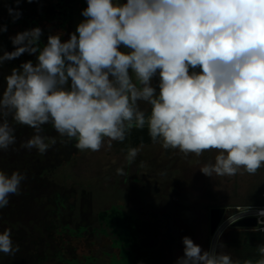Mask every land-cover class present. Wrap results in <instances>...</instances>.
Listing matches in <instances>:
<instances>
[{
	"label": "clouds",
	"instance_id": "1",
	"mask_svg": "<svg viewBox=\"0 0 264 264\" xmlns=\"http://www.w3.org/2000/svg\"><path fill=\"white\" fill-rule=\"evenodd\" d=\"M86 3L66 41L57 33L42 44L43 31L34 27L10 37L13 51L0 50V66L24 53L36 56L4 78L0 150L16 144L14 125L33 129L21 147L40 154L50 147L46 124L64 142L93 152L147 125L152 142L165 150L197 157L217 150L215 162L200 169L206 176L264 167V0ZM9 14L13 22L22 15L12 8ZM139 151L129 148L127 160L135 162ZM25 179L0 170V209L21 194ZM182 243L176 264H253L234 260L218 236L207 250L189 236ZM18 251L11 229L0 232V253ZM258 251L255 264H264V245Z\"/></svg>",
	"mask_w": 264,
	"mask_h": 264
},
{
	"label": "rangeland",
	"instance_id": "2",
	"mask_svg": "<svg viewBox=\"0 0 264 264\" xmlns=\"http://www.w3.org/2000/svg\"><path fill=\"white\" fill-rule=\"evenodd\" d=\"M78 11L70 20L63 19L61 15L55 21L46 22L56 25V32L62 33L61 39L66 41L84 19L79 15L82 10ZM158 81L157 76L153 85H158ZM140 107L150 114V105L141 102ZM137 133L149 136L147 125L144 129L134 127L125 141H114L111 147L105 143L99 151L76 148L53 173L54 179L72 193L69 199L78 211L81 212L86 205L94 213L112 205L126 211L135 222L136 241L145 250L135 256L133 264H176L177 258L183 255L184 236H189L207 250L212 238L214 240L209 230L211 206L262 201L264 167L255 174L241 169L233 176L214 174L209 177L200 169L215 162L217 150L205 151L199 157L195 154L184 156L178 150H165L160 143H153L149 138L139 141L135 139ZM129 148L140 149L135 162L127 160ZM141 162H145L146 167H140ZM118 168L123 169V175L117 174ZM113 236L114 233L90 234L74 240L79 257L84 260L85 255H92L95 264H106L109 260H134L128 249L123 250L118 258V247L112 250L118 257L110 259L107 250ZM223 250L233 253L234 260L238 258L229 246L225 245Z\"/></svg>",
	"mask_w": 264,
	"mask_h": 264
},
{
	"label": "trees",
	"instance_id": "3",
	"mask_svg": "<svg viewBox=\"0 0 264 264\" xmlns=\"http://www.w3.org/2000/svg\"><path fill=\"white\" fill-rule=\"evenodd\" d=\"M32 0H0V26H6L7 31L0 32V50L13 51L10 37L19 32L40 27L43 31L41 43L47 42L50 34H57L56 25L47 24L39 14V4ZM9 8L19 10L22 15L13 22ZM44 14V13H43ZM45 15V14H44ZM51 20V17H49ZM0 51V55H2ZM36 61L35 55L22 54L16 59L4 62L0 66V94L6 86L5 77L14 67L21 63ZM14 123V122H13ZM16 128V144L7 151L0 150V170L11 174L19 171L26 175L20 195H12L8 206L0 209V232L11 229L12 239L19 246L14 256L0 253V264H95L92 255L79 257L78 245L74 242L88 235L113 234L112 243L107 254L110 259L118 257L114 247L121 253L129 251L134 260H109L106 264H122L124 261L133 264L137 257L144 253L137 243L135 222L121 207L112 205L109 209L92 212L87 205L81 212L69 199L70 190L58 183L53 173L57 166L69 159L74 153L75 140L64 142L63 138L50 125H44V132L50 147L46 153L22 148L21 145L33 135V129L24 125H14ZM150 139L149 136L137 133L135 139ZM56 143H52V140ZM251 203L259 204L260 199ZM224 238H226L224 240ZM263 235L259 230H230L225 233L220 242L229 246L234 254H238L241 262L261 259L258 247L262 245ZM127 242V243H126ZM124 250V251H123ZM233 258V253H230ZM234 259V258H233Z\"/></svg>",
	"mask_w": 264,
	"mask_h": 264
},
{
	"label": "built area",
	"instance_id": "4",
	"mask_svg": "<svg viewBox=\"0 0 264 264\" xmlns=\"http://www.w3.org/2000/svg\"><path fill=\"white\" fill-rule=\"evenodd\" d=\"M262 201L259 204L247 203V204H236L233 206H224L225 211L217 225L215 231L212 233V243L217 239L221 238L225 233L230 230H259L263 235L262 245H264V190L261 192ZM247 216H256L257 224L248 226L233 225L234 221L239 218Z\"/></svg>",
	"mask_w": 264,
	"mask_h": 264
},
{
	"label": "flooded vegetation",
	"instance_id": "5",
	"mask_svg": "<svg viewBox=\"0 0 264 264\" xmlns=\"http://www.w3.org/2000/svg\"><path fill=\"white\" fill-rule=\"evenodd\" d=\"M39 6V14H42L41 18L45 21H55L57 17L62 15L63 19H72L79 13V9L83 10L87 7L86 0H35ZM35 1L33 3H35ZM126 0H120L124 3ZM82 12V11H81ZM45 15H44V14ZM58 14V15H57ZM81 15V14H79ZM82 16V15H81Z\"/></svg>",
	"mask_w": 264,
	"mask_h": 264
},
{
	"label": "water",
	"instance_id": "6",
	"mask_svg": "<svg viewBox=\"0 0 264 264\" xmlns=\"http://www.w3.org/2000/svg\"><path fill=\"white\" fill-rule=\"evenodd\" d=\"M225 208L223 205H215L210 207V219H209V230L212 234L217 225L220 222V219L222 218L224 214ZM257 224V217L256 216H247L242 217L234 221L233 225L238 226H248V225H256Z\"/></svg>",
	"mask_w": 264,
	"mask_h": 264
},
{
	"label": "crops",
	"instance_id": "7",
	"mask_svg": "<svg viewBox=\"0 0 264 264\" xmlns=\"http://www.w3.org/2000/svg\"><path fill=\"white\" fill-rule=\"evenodd\" d=\"M126 2V1H125Z\"/></svg>",
	"mask_w": 264,
	"mask_h": 264
}]
</instances>
